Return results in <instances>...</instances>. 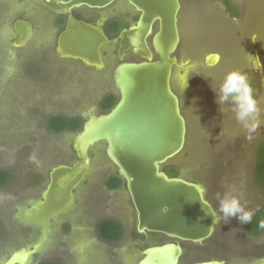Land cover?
I'll list each match as a JSON object with an SVG mask.
<instances>
[{
	"label": "rangeland",
	"instance_id": "1",
	"mask_svg": "<svg viewBox=\"0 0 264 264\" xmlns=\"http://www.w3.org/2000/svg\"><path fill=\"white\" fill-rule=\"evenodd\" d=\"M243 1L245 12L237 20L213 0L183 1L184 55L179 51L175 55L187 64L178 70L174 87L183 100L188 137L185 150L163 169L201 184L219 216L210 239L184 242L185 249L205 252L210 247L213 252L207 257L225 264H264V230L253 237L249 224L237 218L226 222L219 212L223 198H237L246 211L264 205L263 192L253 179L259 144L264 143V0ZM32 8L27 0H0V171L12 173L11 181L0 187V264L23 250L32 252L30 264H137L144 249L171 240L148 239L137 232V212L126 186L107 187L117 167L106 156L104 144L91 150L82 184L62 193L63 183L71 177L58 170L75 165L76 180L83 169L77 166L78 133L55 134L49 126V119L58 115L87 119L103 113L102 100L116 93L111 76L115 59L105 58L100 63L104 69H91L76 60L60 61L55 51L44 58L42 48L53 42L37 32L17 48L16 21L24 14L38 24ZM23 33L29 36L30 27ZM252 35L259 40L253 42ZM208 54L220 59L216 67L205 64ZM233 70L247 73L259 85L262 123L251 139L235 120L232 102L218 104L212 88L218 89ZM192 75L198 79L196 91L187 84ZM200 92H206L204 100ZM104 218L123 223L122 241L111 244L99 238L96 225ZM194 262L188 252L183 254L181 264Z\"/></svg>",
	"mask_w": 264,
	"mask_h": 264
},
{
	"label": "water",
	"instance_id": "2",
	"mask_svg": "<svg viewBox=\"0 0 264 264\" xmlns=\"http://www.w3.org/2000/svg\"><path fill=\"white\" fill-rule=\"evenodd\" d=\"M41 6L55 8L69 16L66 33L74 30L73 10L82 6L105 9L117 0H31ZM140 13V20L128 33L127 49L140 51L141 62H121L114 71L115 88L120 98L107 114L91 115L75 137V149L83 165L80 175L70 172L62 193L71 192L84 178L90 164V152L104 144L105 154L117 167V174L125 182L137 212V231L140 234L161 233L181 242L202 243L216 230L219 216L206 199L203 186L183 176L167 175L163 166L177 158L187 145L188 123L179 96L172 88L173 70L178 60L174 56L181 38L179 32L180 0H128ZM158 22L153 36V54L147 38ZM20 33L17 46L29 38ZM79 47L81 35H69ZM62 40V39H61ZM123 59V58H122ZM220 60V59H219ZM215 56L206 59L215 66ZM75 170V169H74ZM53 183L52 191H56ZM216 222H215V217ZM182 247L167 243L149 246L137 264H178ZM31 251L14 253L6 264H30ZM199 264H221L205 262Z\"/></svg>",
	"mask_w": 264,
	"mask_h": 264
},
{
	"label": "flooded vegetation",
	"instance_id": "3",
	"mask_svg": "<svg viewBox=\"0 0 264 264\" xmlns=\"http://www.w3.org/2000/svg\"><path fill=\"white\" fill-rule=\"evenodd\" d=\"M27 1H29L33 5L32 12H34V15L37 19L38 24L36 25L35 23H32V21L26 19L24 17V14H23L22 15L23 18L21 20H17L16 23L14 24V32L16 35L14 42L19 39L20 33H22V35H24V39H25L26 36H25V33H23V32H27V26H29L30 30L32 32L31 36H34V33L37 32L38 34H41L44 38L48 37L53 42L52 43L53 45H51V43L48 41L44 45V49L42 48V50L45 53L44 58L49 59L50 53L52 51H55L59 55L60 61H61V59L73 60V61L76 60V61H78V63H80V64L83 63L85 67H88L91 69H94V68L104 69L103 68L104 64L100 66V63L102 64L103 60L105 61V58L106 59L110 58V60L115 59L113 62V66L116 64L115 68L121 62H141V61L145 60V58L142 56L140 51H133L131 49L125 48L129 44L128 43L129 42L128 33L130 32V30L133 26L137 25V23L140 20V16H141V13L134 6H132L128 2V0H117L116 2H114L112 5H110L109 7L105 8V9H92V8L87 7V6L75 8L72 12L73 17H74V21H75L72 26L75 28L73 31L70 30L67 33L69 35H71V34L74 35V33L81 35L80 42L82 44L79 47L76 45V43L74 41H72V39L67 38L66 30L69 27V22L72 24L73 21H71L69 19V16L67 14L60 11V7L58 6V3L54 4L55 8H50V7L41 6V5H38L36 3H33L31 0H27ZM61 1H66V0H59L58 2H61ZM183 1L184 0H180L181 10H180L179 17H178V19H179L178 25H179L181 42H182L183 32H182V21H181L180 15L182 14V11H183ZM188 1L191 2L194 0H188ZM213 1L215 3H218L219 5H221L224 12L232 20L240 19L245 12L246 7H245V2L243 0H213ZM15 27H16V30H15ZM158 29H159V24H158V22H155V24H153V33L151 36H149L147 38V41L149 43V47L151 48V52L153 54H155V53H154V49L152 47V39H153V36L158 32ZM29 40H30V38L23 45H21V46L16 45V47L17 48H23L26 44H28ZM181 42H180V45H179L177 51L175 52V54L179 51L180 56H183L184 54L180 51ZM174 56L177 58L179 65L177 67H175L173 70L172 88H173V91L175 92V94H177V96H179V98H180L181 109H182V112L185 116L184 109L182 108V101L183 100L174 87V81H175V78H177V76H178V70L181 67H184L187 63L186 64L180 63L179 57L177 55H174ZM209 56H211V55H209V54L206 55V57L204 59L205 62H206L207 57H209ZM205 64L207 65V63H205ZM217 64L215 66H209V65H207V66L209 68H213V67H216ZM115 68H114L113 72L111 73L113 80H114ZM247 77H248L249 83L251 84V86H253L255 97H256V99H258L257 96L259 93V85L257 84V82L254 81V79L251 76L248 75ZM187 84H188V86H190L193 89V91H196L198 89V79L194 75H192V80H190V82H187ZM114 89H115L116 93H114V92L109 93L102 100L101 109H102L103 103L109 97H114L115 104L108 111H105L102 109V112H103L102 114L109 113L119 101L120 95H119V92L115 88V83H114ZM203 93L204 94H202L200 92V97L202 99H203V96H205L206 92H203ZM99 115H101V114H99ZM73 118L81 119L83 121V125H84V122L86 120H88L90 118V116L87 119H84L82 117H73ZM66 132H71V131H66ZM79 132H81V131H79ZM79 132H75V133H79ZM260 143L261 144H259V145L264 144L263 142H260ZM74 169H75V165L73 167L67 168V169L61 168L58 171H60V173L62 172V174H64V175H69L70 172L74 171ZM163 170L167 175H169L171 177L180 176L179 174L176 176L170 175L168 171H166L165 169H163ZM117 175L118 174L111 175L107 179L106 184H107L108 188H110L109 184H108L109 180L111 178L117 176ZM84 180H85V178L81 181V184ZM53 182L55 183V180ZM124 185H125V182L123 180V184L121 186H119L118 188H115L113 190L121 189ZM73 191H75V190H73ZM218 194L220 196V193H218ZM218 194H217V196H218ZM206 199H207V196H206ZM211 204L213 205V207L215 209L214 204L213 203H211ZM255 210H256V208H255ZM255 210H254V213H255ZM108 220H112V219L104 218V219H101L100 221L97 222V225H96V233L97 234H98L99 225H101L103 222L108 221ZM121 224L123 225V223H121ZM123 227L125 230L124 225H123ZM125 235H126V230L124 231V235L120 241L123 240ZM140 235H142V237H145V238L147 237L148 239H151L154 236L164 237L166 239H169L167 236H165L164 234H161V233H146V234H140ZM170 240L171 241H168L164 244H167V243L178 244L179 243L182 247L183 251H182L181 257L179 258L178 264L182 263V256H183V254H185V252H188V255L190 257H192L193 260H195V262L192 264H199V263L214 262L215 261V260H211L207 257L208 256L207 253L211 254L210 252L211 251L213 252V249L211 250L210 247L208 249H205V252L203 251V249H198V248H195V249H192V251H189L188 249H185V247L182 246V243H184V242H181V241L179 242V241H175L172 239H170ZM102 241H104V240H102ZM104 242L107 243L106 241H104ZM191 243H194V242H191ZM191 243H189V244H191ZM164 244H162V245H164ZM162 245H160V246H162ZM123 250H124V248H122L119 253H121ZM217 262H220L221 264H225L224 261H217ZM184 264H188V263H184Z\"/></svg>",
	"mask_w": 264,
	"mask_h": 264
},
{
	"label": "clouds",
	"instance_id": "4",
	"mask_svg": "<svg viewBox=\"0 0 264 264\" xmlns=\"http://www.w3.org/2000/svg\"><path fill=\"white\" fill-rule=\"evenodd\" d=\"M250 39L253 42L259 40L256 35H252ZM255 59L256 66L261 67L259 58L255 57ZM212 88L217 93L218 104L224 105L228 101L232 102L231 111L234 114L235 120L247 130L249 133L248 139H251V133L256 132L262 123V110L254 95V90L249 83L247 75L238 70L230 71L225 74L218 89L213 86ZM219 203V212L222 213L226 222L229 218H237L241 224L252 223L254 212L246 211L237 198L219 199ZM259 227L264 229V220L260 221Z\"/></svg>",
	"mask_w": 264,
	"mask_h": 264
},
{
	"label": "trees",
	"instance_id": "5",
	"mask_svg": "<svg viewBox=\"0 0 264 264\" xmlns=\"http://www.w3.org/2000/svg\"><path fill=\"white\" fill-rule=\"evenodd\" d=\"M253 88V86H252ZM115 104L114 97H109L102 105V109L108 111ZM50 129L55 134H61L62 132L71 131L79 132L83 128V121L79 118H71L67 116H54L49 119ZM256 163L254 167L253 179L258 188H260L264 195V144L259 146L257 151ZM170 175H174V172H169ZM12 179V173L8 170L0 171V187L6 186ZM109 187L111 189L118 188L123 184L122 178L118 175L109 180ZM264 220V205L258 207L255 210L252 223L248 225L249 233L253 237H257L264 229L259 227L260 221ZM124 227L117 220H108L99 225L98 234L99 237L106 242L120 241L124 235ZM57 262V261H56ZM54 262V263H56ZM41 264H51L49 262H43ZM56 264H61L57 262Z\"/></svg>",
	"mask_w": 264,
	"mask_h": 264
}]
</instances>
